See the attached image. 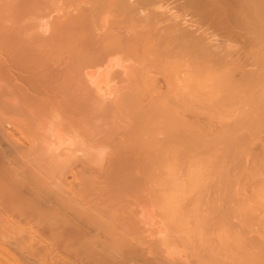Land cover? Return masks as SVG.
Here are the masks:
<instances>
[{
  "label": "bare ground",
  "instance_id": "6f19581e",
  "mask_svg": "<svg viewBox=\"0 0 264 264\" xmlns=\"http://www.w3.org/2000/svg\"><path fill=\"white\" fill-rule=\"evenodd\" d=\"M0 264H264V0H0Z\"/></svg>",
  "mask_w": 264,
  "mask_h": 264
}]
</instances>
